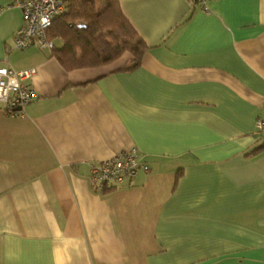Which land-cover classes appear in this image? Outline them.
Listing matches in <instances>:
<instances>
[{
	"label": "crops",
	"instance_id": "obj_1",
	"mask_svg": "<svg viewBox=\"0 0 264 264\" xmlns=\"http://www.w3.org/2000/svg\"><path fill=\"white\" fill-rule=\"evenodd\" d=\"M118 2L148 45L131 72L15 48L0 0V65L36 70L22 115L0 103V264H264V0ZM132 147L149 170L93 190Z\"/></svg>",
	"mask_w": 264,
	"mask_h": 264
},
{
	"label": "trees",
	"instance_id": "obj_2",
	"mask_svg": "<svg viewBox=\"0 0 264 264\" xmlns=\"http://www.w3.org/2000/svg\"><path fill=\"white\" fill-rule=\"evenodd\" d=\"M62 4V12L47 29L53 42L51 54L62 67H100L123 56L128 59L121 71L139 67L148 45L124 16L118 0H63ZM57 39L60 45H56Z\"/></svg>",
	"mask_w": 264,
	"mask_h": 264
},
{
	"label": "built area",
	"instance_id": "obj_3",
	"mask_svg": "<svg viewBox=\"0 0 264 264\" xmlns=\"http://www.w3.org/2000/svg\"><path fill=\"white\" fill-rule=\"evenodd\" d=\"M198 4L200 9L208 13L209 0H186ZM63 0H11V4L20 8L24 14L23 24L16 30L14 46L25 49L36 46L51 49L53 42L47 29L52 20L63 10ZM35 68L14 70L10 66L0 65V103L8 116H19L24 107L36 97V92L29 82L35 74ZM255 130L264 133V102L261 113L255 120ZM147 172L149 166L142 161L135 147L115 153L93 163L90 166L88 181L90 187L98 192L117 188L131 180L139 171Z\"/></svg>",
	"mask_w": 264,
	"mask_h": 264
},
{
	"label": "rangeland",
	"instance_id": "obj_4",
	"mask_svg": "<svg viewBox=\"0 0 264 264\" xmlns=\"http://www.w3.org/2000/svg\"><path fill=\"white\" fill-rule=\"evenodd\" d=\"M56 45H60V41L56 40L55 41Z\"/></svg>",
	"mask_w": 264,
	"mask_h": 264
}]
</instances>
